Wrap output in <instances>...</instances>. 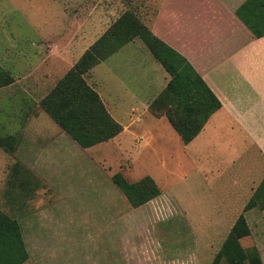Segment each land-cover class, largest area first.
<instances>
[{
	"label": "rangeland",
	"instance_id": "rangeland-1",
	"mask_svg": "<svg viewBox=\"0 0 264 264\" xmlns=\"http://www.w3.org/2000/svg\"><path fill=\"white\" fill-rule=\"evenodd\" d=\"M153 4L151 0H0V67L13 77L10 84L0 86V209L21 226L29 252L22 264H126L127 259V264L212 263L214 252L203 254L191 247L190 219L201 211L190 201L185 167L171 164V153L160 149L157 120L149 105L137 112L129 109L131 94L145 104L170 77L160 75L165 70L139 38L101 61L84 79L103 99L113 97L120 122L128 116L144 118L131 126L138 136L148 133L149 145L142 141L136 147L137 142L125 134L126 151L104 142L81 148L39 104L65 73L44 76L40 70L28 83L23 78L43 55L38 60L32 56L42 51L34 49L33 42L46 35L62 37L63 45L71 41L75 51L66 61L68 68L82 50L114 29L121 14L129 11L142 21ZM90 23L98 25L95 37L76 44ZM34 80L44 83L33 85ZM145 86L146 93L140 91ZM160 121L165 138L177 137L165 118ZM166 143V149L178 151L177 143ZM60 154L59 160L44 166L45 159L50 162ZM116 172L129 182L150 175L160 189L172 192L177 203L166 193L165 201L164 195L134 208L113 183ZM215 194L219 195L218 189ZM260 199H255V207L262 209ZM191 249L195 253L187 262ZM136 253L140 258H133ZM218 264L227 262L221 259Z\"/></svg>",
	"mask_w": 264,
	"mask_h": 264
},
{
	"label": "crops",
	"instance_id": "crops-1",
	"mask_svg": "<svg viewBox=\"0 0 264 264\" xmlns=\"http://www.w3.org/2000/svg\"><path fill=\"white\" fill-rule=\"evenodd\" d=\"M151 1L154 3L153 7L149 8L148 13L145 10L146 16L142 17L144 24L158 38L190 62L220 101V107L210 115L198 134L188 143H184L174 129L177 137L165 138V129L160 127V120L165 118L169 123L168 119L164 115L157 117L151 114L157 120L155 126L159 132L156 134L162 141L160 149L171 153V164L185 167L188 174L183 179L188 178L190 201L198 205L199 212L201 211V214L192 215L190 219L193 236L191 247L194 250L199 248L203 254L208 252L217 254L237 217L243 213L250 228V234L241 238L240 242L245 247H256L261 259L260 264H264V207L259 209L253 206L243 212L244 205L264 179V34L255 35L237 15V8L246 0ZM263 2L264 0H254L253 11H262L261 3ZM86 26L87 28L82 29L80 33L81 39L76 41L78 45L84 41L83 38L91 35L95 37L93 35L98 30L97 23ZM62 30L59 36L63 33ZM56 37L58 36L46 35L41 42H33L34 49L40 48L42 51L38 54L32 52V56L35 55L38 60L42 53L43 55L40 62H36L23 77L28 78L27 83L30 78H35L37 71H43L44 76H52L60 71L63 75L73 65L74 62L68 68L66 67V61L75 51H72L74 48L71 41L63 45L61 42L64 40L60 39L62 37ZM135 40L137 39L130 42ZM39 44L42 47L38 46ZM164 74L169 76L167 72L160 75L164 77ZM169 78L160 87V91ZM21 79L16 81L20 82ZM41 83L44 82L36 80L33 85ZM141 90H145L144 93H146L148 86L140 87ZM160 91L149 98L145 104L139 96L131 94L130 111L137 112L142 108H148L151 100ZM101 99L112 118L122 125V131L104 143H110L114 148L126 151L128 145L124 138L125 134H129L132 141L137 142L136 147L142 141L145 145L150 144V140L146 139L148 135L146 131L141 128L144 136L143 134L138 136L131 126L137 121L143 122L144 118L137 115L133 119L128 116L126 122H120L116 117V115L119 116V106L113 97L103 99L101 96ZM61 130L65 132L62 128ZM167 140L177 143L178 151L176 148L166 149ZM90 147L81 146L83 149L86 148L85 150L91 149ZM63 154L50 162L45 159L44 166L48 168L47 165L55 163ZM194 188L198 192H195ZM200 188L207 189L210 194L202 193ZM216 189L219 190L218 196L215 194ZM169 191L160 189L157 196L134 208L143 207L164 195L165 201L166 193H170L167 196L177 203L175 196ZM194 250L184 251L185 254L188 252L185 258L187 262L191 252L195 253ZM136 255L134 254L133 258L139 257V253ZM176 262L171 261L166 264H178Z\"/></svg>",
	"mask_w": 264,
	"mask_h": 264
},
{
	"label": "trees",
	"instance_id": "trees-1",
	"mask_svg": "<svg viewBox=\"0 0 264 264\" xmlns=\"http://www.w3.org/2000/svg\"><path fill=\"white\" fill-rule=\"evenodd\" d=\"M253 1L246 0L236 13L255 35L261 36L264 34V2L261 3L263 10L255 12ZM136 37L170 75L164 88L149 104L150 112L157 117L164 115L184 143L192 140L210 115L220 107V101L190 62L158 38L136 15L126 11L115 21L114 29L98 37L40 99L42 110L80 146H93L122 131V125L112 118L100 95L86 82L84 75ZM12 81V75L0 67V86ZM112 181L133 207L160 193L150 175L129 182L116 172ZM256 198L264 207V179L245 208L255 206L258 202ZM249 234L250 228L241 213L211 264H218L221 259L227 264H260L256 247H245L240 242ZM27 259L28 251L19 222L0 209V264H22Z\"/></svg>",
	"mask_w": 264,
	"mask_h": 264
}]
</instances>
